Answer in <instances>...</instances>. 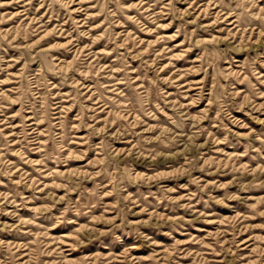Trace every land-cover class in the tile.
<instances>
[{
    "label": "rangeland",
    "instance_id": "rangeland-1",
    "mask_svg": "<svg viewBox=\"0 0 264 264\" xmlns=\"http://www.w3.org/2000/svg\"><path fill=\"white\" fill-rule=\"evenodd\" d=\"M0 264H264V0H0Z\"/></svg>",
    "mask_w": 264,
    "mask_h": 264
}]
</instances>
